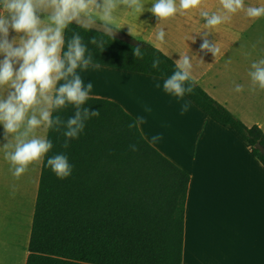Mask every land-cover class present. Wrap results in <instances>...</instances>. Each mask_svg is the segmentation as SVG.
I'll list each match as a JSON object with an SVG mask.
<instances>
[{"label": "crops", "instance_id": "0c3cea01", "mask_svg": "<svg viewBox=\"0 0 264 264\" xmlns=\"http://www.w3.org/2000/svg\"><path fill=\"white\" fill-rule=\"evenodd\" d=\"M154 2L143 0V13L119 7L115 26L174 61L189 55L195 82L245 124L264 131V89L253 88L249 76L251 64L264 59V17L252 19L241 11L209 28L200 12L222 9L219 0H203L200 8L160 22L148 11ZM261 5L264 0H245V7ZM160 29L166 33L163 43L156 39ZM22 35L10 29L9 40ZM205 38L219 47L216 57L201 51ZM77 71L85 86L93 84L90 97L113 100L135 119L143 117L139 129L147 141L159 134L150 144L189 173L182 264H264V165L245 139L187 95L165 92V77L106 65ZM237 84L241 92L234 90ZM185 102L190 107L181 114ZM48 131L37 134L47 137ZM7 142L0 124V264H27L44 159L17 179L5 159Z\"/></svg>", "mask_w": 264, "mask_h": 264}, {"label": "trees", "instance_id": "16d2710c", "mask_svg": "<svg viewBox=\"0 0 264 264\" xmlns=\"http://www.w3.org/2000/svg\"><path fill=\"white\" fill-rule=\"evenodd\" d=\"M73 33L101 65L165 78L175 71V61L148 42L132 37L137 43H128L74 23L65 30V51ZM93 37L107 41L103 51L91 43ZM136 46L143 59L134 56ZM157 56L158 70L151 68ZM186 95L237 131L264 165L257 148L264 146L259 125L245 124L196 82ZM84 106L100 115L85 122L68 148L63 129L48 131L54 146L43 160L27 264H182L189 173L151 145L139 127L129 130L135 117L119 103L90 97ZM57 114L66 120L74 109L69 105ZM57 153L66 154L73 166L67 178L47 166V158Z\"/></svg>", "mask_w": 264, "mask_h": 264}, {"label": "clouds", "instance_id": "9594fccd", "mask_svg": "<svg viewBox=\"0 0 264 264\" xmlns=\"http://www.w3.org/2000/svg\"><path fill=\"white\" fill-rule=\"evenodd\" d=\"M219 2L222 11L200 12L209 28L229 22L241 11L252 19L264 17V5L245 7V0ZM202 3L203 0H179L178 4L177 0H155L148 11L161 22L200 8ZM121 6L136 13H143L145 8L143 0H0V55L4 57L0 60V124L8 141L2 147L17 179L53 149V142L45 135H38V130L59 132L63 129V147L68 148L70 140L83 132L85 122L100 115V110L84 106L90 99L93 84L89 82L85 86L77 70L101 65L94 61L79 33H73L65 51V30L75 21L88 31L99 21L103 33L111 37L117 30L114 14ZM10 29L23 35L10 41ZM165 35L164 29H160L156 39L163 43ZM91 43L103 51L107 41L93 37ZM201 51L216 57L220 49L205 38ZM133 54L137 59L144 57L139 46L133 48ZM160 64V58L154 57L151 68L158 70ZM192 68L191 57L180 55L175 61V71L163 82L164 91L178 98L193 93ZM249 76L253 88L258 85L264 89V59L251 64ZM234 90L241 92L243 86L237 84ZM190 103L181 106V114L189 110ZM69 105L74 109L73 116L65 120L59 114L53 115ZM142 123L144 118L137 117L128 128H138ZM161 138L159 134L154 135L150 143L155 144ZM129 148L138 151L135 144ZM47 166L60 179L69 177L73 170L64 153L49 156Z\"/></svg>", "mask_w": 264, "mask_h": 264}, {"label": "water", "instance_id": "95a60500", "mask_svg": "<svg viewBox=\"0 0 264 264\" xmlns=\"http://www.w3.org/2000/svg\"><path fill=\"white\" fill-rule=\"evenodd\" d=\"M43 14H47V13H43ZM73 23L77 24V25H80V24H78L75 21H73ZM93 29L97 30V31H100V32H103L101 23L99 21L96 22V27L93 28ZM113 37L118 38V39L123 40V41H126L128 43H132V44H136L137 43L130 35L126 34L125 32H123V31H121L119 29L114 30ZM257 148L264 154V146L263 145L258 143L257 144Z\"/></svg>", "mask_w": 264, "mask_h": 264}, {"label": "rangeland", "instance_id": "374dc122", "mask_svg": "<svg viewBox=\"0 0 264 264\" xmlns=\"http://www.w3.org/2000/svg\"><path fill=\"white\" fill-rule=\"evenodd\" d=\"M117 29H119V30L125 32L126 34L130 35L131 37H133V38H135V39H137V40L142 41V39H141L140 37H137V36H135V35H132V34L128 33V31H126L125 29H122V28H117ZM139 30H140V29H139Z\"/></svg>", "mask_w": 264, "mask_h": 264}]
</instances>
